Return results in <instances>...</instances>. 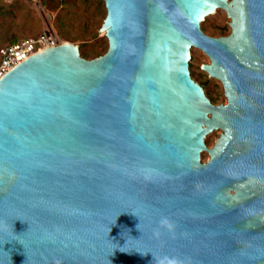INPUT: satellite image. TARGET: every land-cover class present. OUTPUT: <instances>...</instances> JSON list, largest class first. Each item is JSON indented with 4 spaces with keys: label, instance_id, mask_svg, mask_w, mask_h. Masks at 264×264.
<instances>
[{
    "label": "water",
    "instance_id": "water-1",
    "mask_svg": "<svg viewBox=\"0 0 264 264\" xmlns=\"http://www.w3.org/2000/svg\"><path fill=\"white\" fill-rule=\"evenodd\" d=\"M104 1L105 54L0 79V264H264V0Z\"/></svg>",
    "mask_w": 264,
    "mask_h": 264
},
{
    "label": "rangeland",
    "instance_id": "rangeland-1",
    "mask_svg": "<svg viewBox=\"0 0 264 264\" xmlns=\"http://www.w3.org/2000/svg\"><path fill=\"white\" fill-rule=\"evenodd\" d=\"M107 16L104 0H0V48L2 46L36 37L44 31H52L61 42H71L80 47L83 57L94 59L105 54L109 42L102 29ZM231 20L219 9L202 22L208 35L219 37L231 33ZM210 63L209 57L200 49L192 48L190 69L193 78L202 84L215 104L227 102L220 80L210 77L202 67ZM221 131L207 136L212 147ZM203 162L210 159L207 152Z\"/></svg>",
    "mask_w": 264,
    "mask_h": 264
},
{
    "label": "built area",
    "instance_id": "built-area-1",
    "mask_svg": "<svg viewBox=\"0 0 264 264\" xmlns=\"http://www.w3.org/2000/svg\"><path fill=\"white\" fill-rule=\"evenodd\" d=\"M62 42L52 31L23 39L0 48V79L33 54Z\"/></svg>",
    "mask_w": 264,
    "mask_h": 264
},
{
    "label": "clouds",
    "instance_id": "clouds-1",
    "mask_svg": "<svg viewBox=\"0 0 264 264\" xmlns=\"http://www.w3.org/2000/svg\"><path fill=\"white\" fill-rule=\"evenodd\" d=\"M162 223H164V221H162ZM165 259H166V257H165ZM157 264H159V260L157 261Z\"/></svg>",
    "mask_w": 264,
    "mask_h": 264
},
{
    "label": "flooded vegetation",
    "instance_id": "flooded-vegetation-1",
    "mask_svg": "<svg viewBox=\"0 0 264 264\" xmlns=\"http://www.w3.org/2000/svg\"><path fill=\"white\" fill-rule=\"evenodd\" d=\"M220 131V130H219ZM220 136V135H219ZM218 138V137H217ZM217 140V139H216ZM206 143H207V138H206Z\"/></svg>",
    "mask_w": 264,
    "mask_h": 264
},
{
    "label": "bare ground",
    "instance_id": "bare-ground-1",
    "mask_svg": "<svg viewBox=\"0 0 264 264\" xmlns=\"http://www.w3.org/2000/svg\"><path fill=\"white\" fill-rule=\"evenodd\" d=\"M217 131V130H216ZM204 153V152H203Z\"/></svg>",
    "mask_w": 264,
    "mask_h": 264
}]
</instances>
